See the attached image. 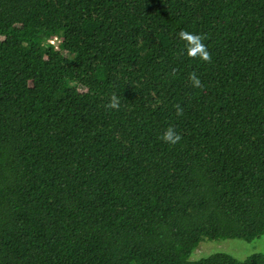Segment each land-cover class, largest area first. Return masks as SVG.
<instances>
[{"label": "trees", "instance_id": "16d2710c", "mask_svg": "<svg viewBox=\"0 0 264 264\" xmlns=\"http://www.w3.org/2000/svg\"><path fill=\"white\" fill-rule=\"evenodd\" d=\"M262 235L264 0H0V264H264L190 259Z\"/></svg>", "mask_w": 264, "mask_h": 264}, {"label": "clouds", "instance_id": "9594fccd", "mask_svg": "<svg viewBox=\"0 0 264 264\" xmlns=\"http://www.w3.org/2000/svg\"><path fill=\"white\" fill-rule=\"evenodd\" d=\"M178 39L185 42V48L182 50L186 52L187 56L190 58H197L199 57L201 60L205 62H211L212 57L211 54L203 42L206 37L202 34H196L194 32H190L184 29H181L178 34ZM189 80L191 85L195 88L202 87V82L200 78L196 75L195 72L190 73ZM119 106L118 98L113 95L109 99V103L105 105L107 108H117ZM176 114L178 116L183 115V108L177 104L175 105ZM160 139H162L165 143H169L171 145H175L179 143L182 139V136L176 132L175 127L169 125L167 129L162 133Z\"/></svg>", "mask_w": 264, "mask_h": 264}, {"label": "rangeland", "instance_id": "374dc122", "mask_svg": "<svg viewBox=\"0 0 264 264\" xmlns=\"http://www.w3.org/2000/svg\"><path fill=\"white\" fill-rule=\"evenodd\" d=\"M217 253H226L239 260L246 259L253 254L264 253V235L252 241L242 239H206L201 241L199 246L192 252L190 259L196 261Z\"/></svg>", "mask_w": 264, "mask_h": 264}]
</instances>
